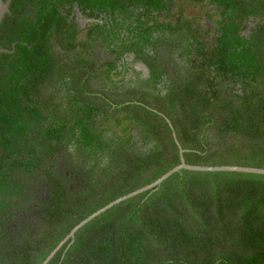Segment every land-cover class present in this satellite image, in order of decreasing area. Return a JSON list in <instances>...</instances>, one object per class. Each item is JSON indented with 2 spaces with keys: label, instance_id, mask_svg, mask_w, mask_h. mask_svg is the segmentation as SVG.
I'll return each mask as SVG.
<instances>
[{
  "label": "trees",
  "instance_id": "16d2710c",
  "mask_svg": "<svg viewBox=\"0 0 264 264\" xmlns=\"http://www.w3.org/2000/svg\"><path fill=\"white\" fill-rule=\"evenodd\" d=\"M75 2L103 21L80 32ZM0 48V264H41L179 165L174 131L188 164L264 168V0H11ZM47 264H264V174L182 169Z\"/></svg>",
  "mask_w": 264,
  "mask_h": 264
},
{
  "label": "water",
  "instance_id": "95a60500",
  "mask_svg": "<svg viewBox=\"0 0 264 264\" xmlns=\"http://www.w3.org/2000/svg\"><path fill=\"white\" fill-rule=\"evenodd\" d=\"M10 3L11 0H0V25L5 17V14L10 11ZM7 51L5 48H0V52ZM170 122V120L168 119ZM171 123V122H170ZM174 136L176 139V142L178 143L180 147L181 152V163L179 165H176L172 169L168 170L166 173H164L162 176L157 178L152 183L145 185L139 189L133 190L129 192L128 194H125L123 196H120L113 201L109 202L105 206L101 207L100 209L96 210L86 218H84L82 221H80L77 225H75L69 234L52 250V252L44 259V261L41 264H47L53 256L56 254V252L68 241L73 240L77 231L83 227L85 224H87L89 221H91L93 218L100 215L102 212L108 210L109 208L113 207L114 205L132 197L135 196L141 192L155 189L157 188L165 179H167L169 176H171L173 173L178 172L182 169H191V170H203V171H239V172H249V173H257V174H264V168L262 167H253V166H241V165H217V166H207V165H194V164H188L186 163L183 153L185 152V149L181 146L179 140L177 139L176 132L174 131Z\"/></svg>",
  "mask_w": 264,
  "mask_h": 264
},
{
  "label": "flooded vegetation",
  "instance_id": "af4514ba",
  "mask_svg": "<svg viewBox=\"0 0 264 264\" xmlns=\"http://www.w3.org/2000/svg\"><path fill=\"white\" fill-rule=\"evenodd\" d=\"M67 7H72L70 8L71 12L70 13L68 12L69 19L70 21L71 20L73 21L72 23L76 24V27H78L80 32H86L89 29V26L91 25L92 22H97V21L102 22L103 21V19L100 16L90 15L91 14L90 10H83L81 8L83 6H81L77 2ZM133 7H140V6H133ZM168 7L173 8V7H178V5L169 4ZM211 8L212 7H209L208 12H210ZM190 11L193 13L195 9L192 8L190 9ZM160 20H162V18ZM204 24L208 25L209 29L211 28V25L209 24L208 20H205ZM122 35L127 36V38L134 37V33H130L127 29H123ZM210 38L213 39V37H210ZM175 55L177 56L178 59L180 58L179 51H177ZM97 56L98 57L96 59V62L98 63L99 55ZM110 56L112 57L111 54H109V57ZM159 56H161V54ZM116 64L118 66L119 72H121L122 75H124L127 79H130V78L137 79L138 77L140 79H148L152 76V69L149 66V64L145 62V60L142 59L141 57H138V55L135 52H132V51L125 52L121 56V59ZM163 83L164 81L158 83V87L163 88ZM77 185L78 184H76V186Z\"/></svg>",
  "mask_w": 264,
  "mask_h": 264
},
{
  "label": "rangeland",
  "instance_id": "374dc122",
  "mask_svg": "<svg viewBox=\"0 0 264 264\" xmlns=\"http://www.w3.org/2000/svg\"><path fill=\"white\" fill-rule=\"evenodd\" d=\"M190 12H188V14H190ZM210 25H212L210 22H209ZM254 22L253 21H250L249 22V26H253ZM244 32H248V29H246ZM124 76V75H123ZM73 181V180H72ZM77 183H80V181H77ZM72 186L74 188H78L80 186H76V183H72ZM115 193V190L113 187H110L104 191H102L101 193H98L97 195H94L92 196L91 198H89L88 200H85L83 202V204H81V207L82 208H88V207H93L95 205H97L98 203H101L103 202L104 200H106L108 197L112 196L113 194Z\"/></svg>",
  "mask_w": 264,
  "mask_h": 264
}]
</instances>
